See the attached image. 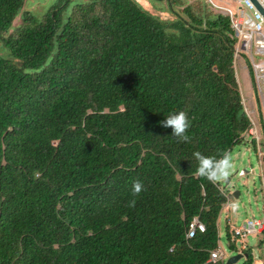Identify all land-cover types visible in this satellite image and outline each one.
Returning <instances> with one entry per match:
<instances>
[{"label":"trees","instance_id":"obj_1","mask_svg":"<svg viewBox=\"0 0 264 264\" xmlns=\"http://www.w3.org/2000/svg\"><path fill=\"white\" fill-rule=\"evenodd\" d=\"M138 1L57 0L9 31L23 0H0V264H213L227 195L193 154L251 126L236 38L203 0H146L167 20ZM180 111L187 141L160 126Z\"/></svg>","mask_w":264,"mask_h":264},{"label":"rangeland","instance_id":"obj_2","mask_svg":"<svg viewBox=\"0 0 264 264\" xmlns=\"http://www.w3.org/2000/svg\"><path fill=\"white\" fill-rule=\"evenodd\" d=\"M188 3H193L198 0H186ZM207 3L206 0H203ZM57 2V0H23V6L19 11L18 16L12 23V27L9 31H12L16 26L20 24L21 14L23 12L32 13L37 18H42V16ZM216 2L219 5H223V2L227 0H219ZM138 3L152 15L160 17L162 20L172 19V17L167 12H157L151 6V4L146 0L138 1ZM0 56L4 58H9L8 51L2 47L0 44ZM240 57V58H239ZM239 57L235 62V69L237 72V78L241 91L242 104L244 110L249 117L251 122L258 124L259 126V117H264V102L259 94L257 93L258 98H256V89L253 90V97L249 93V89H245V83L242 80L241 75L243 74V69L238 67V62H241L242 59L245 61L249 69L250 76L254 79V72L252 68L251 59L245 54L240 53ZM260 57L254 56V61H259ZM245 67V65H240ZM242 73V74H241ZM255 85V84H254ZM248 88V86H247ZM264 86L260 87V92ZM258 91V90H257ZM248 93V94H247ZM253 101V102H252ZM254 105V106H253ZM259 115V117H258ZM258 118V121H257ZM258 122V123H257ZM264 123V119H263ZM257 129V128H256ZM253 133L255 132L254 129ZM258 131V129H257ZM259 133V131H258ZM259 137V151L257 144H253V137L248 134L244 136L243 142L235 145L229 152L232 156L233 167L230 169V174L219 181H215L219 184L220 188L226 192L227 202L223 205L219 217H218V231H219V245L224 251L225 258L235 255V251H232L228 246L227 233L230 231L232 226L241 227L246 224L251 219H260L264 213V194L261 190L263 189L262 178L260 177L259 171V158L263 162L264 152L261 150L262 138ZM256 140V139H255ZM263 168L261 169V174L263 175ZM226 179L229 180L228 185H225ZM264 179V176H263ZM235 191L239 192V196L236 198L233 196ZM257 236L248 235L246 238V244L251 248L252 257L256 259V262L261 261L264 264V245L261 247H256ZM226 262V259H225ZM244 259L239 260L236 264H243Z\"/></svg>","mask_w":264,"mask_h":264},{"label":"built area","instance_id":"obj_3","mask_svg":"<svg viewBox=\"0 0 264 264\" xmlns=\"http://www.w3.org/2000/svg\"><path fill=\"white\" fill-rule=\"evenodd\" d=\"M211 10L220 13L229 19L230 28L234 32L236 44L234 49V61L240 53L245 54L251 59L254 72V80L257 90L264 102V91L260 92V87L264 86V15L257 8L260 7L264 12V0H227L223 5H219L216 0H206ZM219 1V0H217ZM257 4V6H256ZM260 57L259 61H254L253 57ZM240 58V57H239ZM234 62V63H235ZM264 90V88H262ZM251 126L245 135L253 137L259 151V137L261 136L258 124L251 122ZM258 123V122H257ZM259 131H257V129ZM255 132L253 133V130ZM264 189V182H263ZM205 232V226L198 217L192 219L186 230L185 238L193 239L198 233ZM264 234V214L261 219H251L241 227L232 226L228 232V243L235 247V254L243 255L248 249L246 238L252 234ZM224 251L219 245L209 252L208 262L225 264Z\"/></svg>","mask_w":264,"mask_h":264},{"label":"clouds","instance_id":"obj_4","mask_svg":"<svg viewBox=\"0 0 264 264\" xmlns=\"http://www.w3.org/2000/svg\"><path fill=\"white\" fill-rule=\"evenodd\" d=\"M160 126L171 128L172 137H177L184 141L189 139L186 132L190 128V122L187 113L184 111L170 112L165 116L164 120L160 121ZM193 155L198 162L195 175L212 182L226 178L230 174V169L233 167L231 153L227 151L221 153L219 158L205 156L200 152H195ZM142 190V183L139 180L134 181L132 186L133 195H138ZM134 203V201H131L130 205L134 206Z\"/></svg>","mask_w":264,"mask_h":264},{"label":"crops","instance_id":"obj_5","mask_svg":"<svg viewBox=\"0 0 264 264\" xmlns=\"http://www.w3.org/2000/svg\"><path fill=\"white\" fill-rule=\"evenodd\" d=\"M238 64V67L241 69V71H242V69H243V74L241 75V77H242V80L244 81V83H245V89H249V93H250V97H251V99H250V101L252 100V97H253V88H252V77L250 76V74H249V69H248V67L246 66V63H245V61L242 59V61L241 62H238L237 63ZM240 65H245V67H241ZM237 81H238V78H237ZM239 83V82H238ZM247 86H248V88H247ZM240 87V86H239ZM241 90V89H240ZM248 94V93H247ZM243 95V94H242ZM253 102V101H252ZM254 106V105H253ZM258 117H259V115H258ZM264 119V118H263ZM257 121H258V118H257ZM259 126H260V124H259ZM259 160H260V162H259V171H260V177L262 178V184H263V177H262V174H261V169L263 168V162L261 161V159L259 158ZM261 190H262V192H263V189L261 188ZM263 194H264V192H263ZM264 214V213H263ZM261 219V218H260ZM218 222V221H217ZM218 225V224H217ZM253 235H255V236H257L256 238H257V241H256V247H261V246H263L264 245V234H261V233H259V234H253ZM248 245V244H247ZM248 248L249 249H251L249 246H248ZM251 255H252V252H251ZM246 258V257H245ZM245 258H242V259H244L245 260ZM252 264H263L261 261H258V262H256V259H254V257H252Z\"/></svg>","mask_w":264,"mask_h":264},{"label":"water","instance_id":"obj_6","mask_svg":"<svg viewBox=\"0 0 264 264\" xmlns=\"http://www.w3.org/2000/svg\"><path fill=\"white\" fill-rule=\"evenodd\" d=\"M251 1L254 2V0H251ZM254 3H255V2H254ZM256 6H257V4H256ZM257 8H258L259 11L264 15L263 10H261V8L258 7V6H257ZM228 183H229V180L226 179V181H225V185H228ZM233 196L237 198V197L239 196V192H238V191H235V192L233 193ZM245 257H246L245 254H243V255H241V254H235V255H232V256L228 257V259H227V261L225 262V264H236L239 260H241L242 258H245Z\"/></svg>","mask_w":264,"mask_h":264},{"label":"bare ground","instance_id":"obj_7","mask_svg":"<svg viewBox=\"0 0 264 264\" xmlns=\"http://www.w3.org/2000/svg\"><path fill=\"white\" fill-rule=\"evenodd\" d=\"M209 6V5H208Z\"/></svg>","mask_w":264,"mask_h":264}]
</instances>
